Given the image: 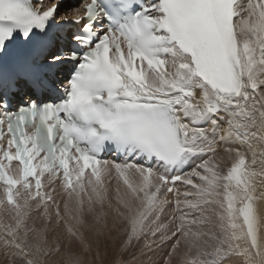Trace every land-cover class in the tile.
I'll use <instances>...</instances> for the list:
<instances>
[{
    "label": "snow or ice",
    "instance_id": "6c2138e0",
    "mask_svg": "<svg viewBox=\"0 0 264 264\" xmlns=\"http://www.w3.org/2000/svg\"><path fill=\"white\" fill-rule=\"evenodd\" d=\"M61 7L0 0V264H264V0Z\"/></svg>",
    "mask_w": 264,
    "mask_h": 264
},
{
    "label": "rangeland",
    "instance_id": "374dc122",
    "mask_svg": "<svg viewBox=\"0 0 264 264\" xmlns=\"http://www.w3.org/2000/svg\"><path fill=\"white\" fill-rule=\"evenodd\" d=\"M62 8V7H61ZM113 187L115 186V179L112 181ZM162 254L157 255L155 259L159 261L161 259ZM115 258V248L109 250V255L105 260V264H111V261ZM117 264H119V259L116 258ZM110 262V263H109Z\"/></svg>",
    "mask_w": 264,
    "mask_h": 264
},
{
    "label": "bare ground",
    "instance_id": "6f19581e",
    "mask_svg": "<svg viewBox=\"0 0 264 264\" xmlns=\"http://www.w3.org/2000/svg\"><path fill=\"white\" fill-rule=\"evenodd\" d=\"M69 1H71V0H69ZM69 1H67V3L65 4V6L69 7ZM67 7H62V8H61L62 13H65V12L67 11ZM69 14H71V13H69ZM0 259H2V257H0ZM89 259H90V258H89ZM109 263H110V262H109Z\"/></svg>",
    "mask_w": 264,
    "mask_h": 264
}]
</instances>
